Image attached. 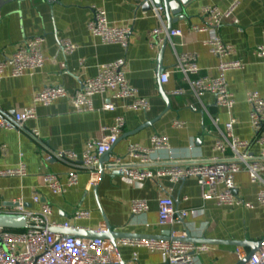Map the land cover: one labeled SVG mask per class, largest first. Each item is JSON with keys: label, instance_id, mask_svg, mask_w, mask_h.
<instances>
[{"label": "crops", "instance_id": "1", "mask_svg": "<svg viewBox=\"0 0 264 264\" xmlns=\"http://www.w3.org/2000/svg\"><path fill=\"white\" fill-rule=\"evenodd\" d=\"M179 4L182 12L171 16L172 30H180L183 36L173 38V45L168 42L160 59L163 45L152 48L151 34L167 28V20L164 13L159 19L153 9H144L138 0H0V60L10 58L25 41L34 37L45 38L43 52L47 58L45 66L33 75L13 78L9 69L0 73V115L13 117L32 107L37 111L36 118L28 121L23 130L0 133V171L20 164L26 168L25 177L0 180V213L9 211L8 208H14L20 201L28 210L39 213L41 205L33 202L37 195L40 203L48 204L52 210L49 221L68 223L72 230L102 231L105 217L119 233L160 238L172 234L185 238L189 233L194 240L210 242L264 240V206L258 202L263 186L252 184L247 172L236 176V193L253 204L254 209L204 202L194 179L180 185L168 179L132 182L121 171L110 170L118 159L126 158L131 145L149 147L154 135L166 136L170 150L156 155L158 159L153 168L193 164L219 156L214 146L225 133V124L229 121L227 111L218 108L211 95L197 99L191 92L179 97L171 94L178 89L189 91L182 76L173 73L178 57L184 53L198 56L201 77L219 76L220 60L205 46L209 33L193 32L191 28L204 26L203 7L213 6L225 13L231 2L180 0ZM97 9L106 12L111 25L130 30L127 49L105 45L92 36L88 24ZM219 34L235 49L227 60L243 64V69L226 73L229 90L236 101L234 133L241 140H252L251 107L246 96L255 92L264 97V59L255 55L256 49L264 46V0H243L231 16L223 18ZM62 40L71 41L77 50L70 56L64 55L60 49ZM122 59L126 61L124 72L129 85L150 101L149 112L131 110L130 100H119L114 111H103L110 93L96 96L94 110L86 113L75 112L70 99L58 100L50 107L35 105L34 96L44 89L62 86L74 93L81 88L83 80L94 78L101 66ZM167 72H170L169 80L163 83L162 76ZM163 92L168 97L169 110ZM118 117L125 118L126 127L112 153L102 158L96 185L90 186L91 177L82 166L54 158V154L64 151L82 154L90 142L106 135V129ZM215 119L219 120L217 125L213 122ZM174 122H181L183 127L175 128ZM148 123L152 125L144 128ZM3 146L7 148L6 154L1 151ZM253 152L257 153L256 147ZM74 172L79 174L78 185L63 195L53 194L45 184L44 178L49 174L64 180ZM164 197L173 198L178 210L196 214L179 219L172 226H159L158 200ZM136 200L146 201L148 212L132 215V203ZM80 210L89 211L90 218L76 220L75 214ZM206 246L209 250L199 257L198 264H239V257L249 255L251 250ZM116 256L119 264H160L162 261L158 253L124 246L121 241Z\"/></svg>", "mask_w": 264, "mask_h": 264}, {"label": "built area", "instance_id": "2", "mask_svg": "<svg viewBox=\"0 0 264 264\" xmlns=\"http://www.w3.org/2000/svg\"><path fill=\"white\" fill-rule=\"evenodd\" d=\"M228 1L231 5L225 13L213 6L203 7L201 14L204 26L191 28L193 32L209 33L210 37L205 42V46L211 55L220 60L219 76L217 78L201 77L198 56L193 53H184L178 57L173 73L182 76L189 91L178 89L171 94L179 97L191 92L197 99L211 95L215 99L216 106L227 111L229 121L225 124V133L214 146V152L219 156L193 164H174L169 167L153 168L155 159H158L156 155L170 150L166 136L154 135L149 147L131 145L126 158L118 159L116 165L132 166L123 171L132 182L168 179L173 184L180 185L189 179H194L204 202H215L218 206L228 208L254 209L253 204L238 197L235 179L241 172H247L252 184L262 185L263 189L258 194V202L260 206H264V97L255 92L247 94L246 100L251 107L250 126L253 138L241 140L234 133V127L237 124L233 114L236 101L229 90L226 73L243 69V64L239 61L227 60L235 53V49L222 40L219 29L223 18L231 16L243 0ZM138 2L139 4L150 3L154 15L162 19L163 7H156L153 0H138ZM88 30L105 45H117L124 49L129 46L130 30L111 25L106 12L101 9L95 10L88 24ZM182 36L183 33L180 30L170 32L167 28L155 30L151 34L152 48L161 46L165 42L173 45L172 39ZM45 43L44 37H34L25 41L10 58L0 60V73L9 69L13 78L35 74L47 62L43 52ZM60 49L64 55L70 56L77 50V46L69 40H62ZM255 55L259 59H264V46L258 47ZM125 67L126 61L123 59L103 65L94 78L83 80L81 88L76 92L70 93L62 86L48 87L34 96V103L50 107L58 100L70 99L75 112L86 113L94 110L93 99L96 96L103 97L110 93L109 99L103 105V111H114L119 100H130L131 110L149 112L150 101L139 96L138 92L129 85L124 72ZM169 77L170 72H167L162 76V82H168ZM192 110L196 111L193 108ZM36 116L35 107L26 108L14 114L13 117L0 115V133L19 131ZM213 122L217 125L219 120L215 119ZM173 126L182 128L183 124L174 122ZM125 127V118L118 117L114 124L106 129V135L99 141L90 142L82 154L64 151L56 154V158L82 166L91 177L90 186H94L97 183V168L102 158L113 150ZM254 147L257 148V153L253 152ZM1 151L6 154L7 148L3 146ZM229 152L231 155H228ZM25 176L26 168L23 164L0 171V180ZM44 180L53 194L63 195L78 185L79 174L71 173L64 180L56 174H49ZM33 202L41 205L39 213L28 210L22 201L4 212L24 217L26 227L21 231L0 229V264H119L116 256L117 249L105 240L53 233V229L69 231L73 228L68 223L50 222L48 217L52 214V210L48 204H41L37 195L33 197ZM148 210L149 205L144 200H136L132 203L134 216L145 214ZM158 214L159 226L163 227L172 226L179 219L187 218L196 212L180 211L176 208L173 198L164 197L158 200ZM90 216L89 211L80 210L75 214V219L85 220ZM171 237L176 238L175 234ZM121 243L124 246L147 249L160 254L162 257L160 264H198L199 257L209 250L206 245L167 240H124ZM239 264H264V244L255 254L240 256Z\"/></svg>", "mask_w": 264, "mask_h": 264}, {"label": "water", "instance_id": "3", "mask_svg": "<svg viewBox=\"0 0 264 264\" xmlns=\"http://www.w3.org/2000/svg\"><path fill=\"white\" fill-rule=\"evenodd\" d=\"M180 0H153V3L156 7H163L164 9V15L167 20V30L170 32L172 31V23L174 20H172L171 16L178 15L182 12L181 5L179 4ZM183 1V0H181ZM144 9H147L148 11L152 10V5L147 2H143L141 4ZM185 18H182L183 20ZM176 22V21H175ZM168 46V42H165L161 49V55L160 59L162 58V55L164 54L166 48ZM159 71L162 73L161 64L159 66ZM167 105L168 110L170 109V103L168 100V97H166V94L162 93ZM167 110V111H168ZM152 125V123L146 124L145 127H148ZM23 130V129H22ZM112 151L107 154L106 156L110 155ZM54 158H56V155L54 154ZM104 159V158H103ZM102 164V163H101ZM132 166H117L112 165L110 167L111 171H121V173L124 175V170L128 169ZM103 166H100V179L104 177V171ZM7 207H13L12 204H7ZM104 223H105V229L102 231H94L90 232L87 230H69V231H62L53 229L52 232L55 234H61V235H67V236H73V237H84V238H98L105 240L109 242L111 245L115 247V249H118V242L124 241V240H167V241H173V242H185V243H193V244H210V245H226V246H233V247H241V248H250V255L255 254V252L264 244V240L257 242V243H249V242H228V241H213L210 242L208 240H194L191 238L189 233H186L185 238H174L169 237L168 238H160V237H151V236H143V235H136V234H126V233H119L115 232L114 229L110 226L108 220L104 217ZM26 227V220L22 216H16L11 214H5L0 213V229L4 230H12V231H21Z\"/></svg>", "mask_w": 264, "mask_h": 264}]
</instances>
